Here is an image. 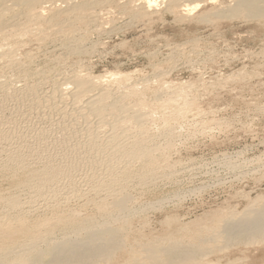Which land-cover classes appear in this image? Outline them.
I'll return each instance as SVG.
<instances>
[{
  "label": "rangeland",
  "instance_id": "1",
  "mask_svg": "<svg viewBox=\"0 0 264 264\" xmlns=\"http://www.w3.org/2000/svg\"><path fill=\"white\" fill-rule=\"evenodd\" d=\"M61 1L45 0L41 5L44 15L53 7L66 5ZM193 2L187 3L194 4ZM233 2L234 0H198L199 8L193 11L192 18L189 16L181 20L180 17L175 19V16L163 10L165 3L148 8L142 4V0H98L95 10H92L95 18L92 17V21L76 30L77 32L68 27L62 32H56L58 26L51 22L39 24L22 18L23 22L26 20V24L18 30L21 35L19 32L16 34V31L14 35L0 39V52L4 54L0 55V80L11 81L17 78L12 80V87L16 89L32 85L34 81L38 84L55 79L58 83L69 84L62 85L67 86L62 90L63 93L69 92V95L65 93L69 97L75 88L72 81L74 77L89 78L93 75L98 86L108 89L105 101L120 96L126 103L138 102L137 105L146 106L144 112L150 114L147 116L148 121L146 120L147 132L157 142L156 145L151 144L156 148L155 158L137 161L131 155L132 157H126L120 163L119 168L128 171L139 169V174L145 169L154 172L150 171L151 174L145 180L138 177L127 179V205L134 211L129 215L125 212V215L123 212L119 213L112 221H108L112 227L121 230V235L126 238V245L134 246L139 252L131 255V251L127 249L119 251L114 257V264H123L134 256L138 261L142 257L141 247H136L137 245L164 237L180 238L184 242L197 244L198 238L209 233L208 228L228 221L233 212V217H239L244 207H257L264 200V16L214 15L222 6ZM39 8L40 6L37 9ZM124 8L127 9L123 11ZM142 8L145 9L141 10ZM138 10L140 14L134 16L133 13ZM196 14H204L206 18L195 19L192 15ZM84 30L87 32L80 38V46L83 44L86 51L65 50L62 41L69 38L68 36L77 37ZM98 78L100 81H97ZM50 88V85H45L43 91L50 92ZM93 92L82 97H95L98 94L97 89ZM170 96L172 100L167 99ZM7 102L5 107L13 110L14 101ZM4 109L1 113L2 120L5 119L4 116L10 117L11 112L8 108L6 111ZM115 114L121 116L124 112L121 114L118 111ZM34 115H29L28 126L25 123L24 129H33L37 122H42V125L49 128L51 123L36 120L38 117ZM52 115L56 119H53V123H59L61 118ZM82 118L76 116L75 120H71L72 126L74 125L72 130H80L79 134L74 131L76 136L74 135L72 142L78 137L82 140L95 133L110 138L112 131L108 129V122L98 127L99 119L96 117H88L86 122ZM83 122L87 125L89 123V127L92 126V131H87V135L84 131L87 125ZM132 123L128 125L129 132L136 129V121ZM53 126L55 127L51 134L55 137L51 135V140H44L53 143L45 144L44 141L32 139L31 130L24 131L29 135L22 141L23 144L21 142L20 147H13L7 140L0 142V253L4 248L17 249L27 242L40 243L46 238L45 235L50 236L51 245L56 244L64 234L68 238L75 237V234L68 233L66 236L67 218L71 216V224L85 223L89 219L101 224L106 216L103 217L105 214L97 203L101 200L102 203L105 202L104 208L111 210L113 200L120 196V191L115 189L118 187L116 185L111 187L114 193L104 192L106 186L108 187L107 182L94 181L91 178L93 171L87 163L73 167L76 156L71 155L69 158L72 163L64 158L61 161L60 154L57 155L61 150V130L56 125ZM2 128L8 129L4 124ZM167 135L171 136L169 145L162 143ZM40 148H44L42 151L46 152H42ZM50 150L52 154L49 153ZM14 153H20L24 157L21 163L20 159L14 157ZM24 154H27L26 157ZM105 154L104 156L107 155ZM51 163L60 164L62 169L65 168V173L57 180L54 179L55 182L50 180L49 184L46 182L45 185H39L40 188L33 186L32 189L27 180L30 179L31 182L35 177L41 183L44 180L42 172ZM99 164H102L98 166L99 171H105L107 166L102 162ZM40 189L43 192H38ZM12 200L20 202L19 209L9 208L8 203ZM17 214L21 217V222L16 218ZM35 224H41L37 231L33 227ZM8 227L13 229L10 233H5ZM55 259V256L47 255L44 261L53 262ZM203 261L204 264H264V244L259 248L241 247L235 252L220 256L210 254L204 256Z\"/></svg>",
  "mask_w": 264,
  "mask_h": 264
},
{
  "label": "bare ground",
  "instance_id": "2",
  "mask_svg": "<svg viewBox=\"0 0 264 264\" xmlns=\"http://www.w3.org/2000/svg\"><path fill=\"white\" fill-rule=\"evenodd\" d=\"M44 1L45 0H0V39H6L7 36L14 35V33L16 31H17L16 34H18V32H19L18 30H21L22 25L25 26L24 23L26 20L27 21L33 20L35 23H39V24L51 22L52 24H55L58 26V27H56L57 28L56 32H59V31L62 32V30L66 29L65 27L71 28L73 30L75 29L74 31H76V30L78 31L80 28L84 27L83 25H86L87 23H89L92 17L95 18L94 17L95 14H93V11L95 10L94 7L98 3V0H63L66 3H64L63 1L60 0L61 2H63V4H66V5L65 6L61 5V7H53L51 9V11L49 10L50 12H48V14L44 15V11H42L43 6H41L42 3H44ZM142 1H143L142 4H144L145 7L147 6L148 8H153L156 6L158 7V5L160 3L161 4L165 3L163 10L165 12H167L168 14L170 13L171 15H173V17L175 16V19L180 17L181 20H182V18H186V17L189 18V16L191 17V14L193 13V11H195L198 7V0H142ZM188 1H192V2L197 1V3L193 2L194 4H192V3L188 4L187 3ZM208 2H210V1H208ZM127 3H128V1H127ZM54 4H56V3H54ZM215 4H213V5H215ZM127 5H129V4H127ZM39 6H40V8L37 9ZM140 6H143V5H140ZM126 9L124 8L123 11ZM144 9L142 8L141 10H144ZM46 10H48V8ZM132 10H134V9H132ZM148 11H149V9H148ZM142 12H144V11H142ZM144 13H143V15H144ZM150 13H151V11H150ZM134 14L139 15L140 14L139 10H138V12L133 13V15ZM240 14H244L245 16H249V17H263L264 16V0H234L233 4H230L228 6H222L219 10H217L214 13V15L219 16V17H224V16L225 17H232V16L235 17V16L240 15ZM192 16L195 19L199 18L201 20H204L206 18V15H204V14H199V16H198V14H196V15H192ZM22 18L23 19L26 18V20L23 22ZM89 26H90V24H89ZM86 27H88V26H86ZM28 28L29 27H27V29ZM74 31H72V32H74ZM85 31L86 30H84L83 33H80L79 36H77V37L76 36L75 37L74 36H68L69 38L66 37V40L63 38L64 40L62 41V44L64 47H66L65 50H72V51L80 52L83 49V51H86V48L82 47L83 44L80 46V41H81L80 38L84 37ZM65 33H66V31H65ZM19 35H21L20 32H19ZM72 35H74V34H72ZM91 46H93V45H91ZM1 52H0V55H4V54H2L3 52L2 53ZM76 52H75V54H76ZM6 59H8V58H6ZM10 62H12V61H10ZM11 64H13V63H11ZM20 64H19V66H20ZM15 66H17V65H15ZM11 68H13V66ZM59 76H61V75L59 74ZM92 76L89 78L84 77V76L83 77H81V76L80 77H74V79L72 78L73 79L72 81L75 84V88H74L75 90L73 89V91L69 97H67L65 95L66 92L63 93L64 90H62V89H65L64 87H67L66 85L68 83L64 82L61 84V83H58L59 81L57 82V80H55V79L50 80V81L47 80L46 82L41 81L42 83H38V84H35V81H34V83L32 85H26L24 88H21V89H16V88L12 87V82L17 78H15L14 80L11 79V81L8 79L7 80H5V79L0 80V142L3 140L4 141L7 140V142H9V144H11L13 147H14V145H15V147L21 145V142L25 141V139L29 135V134L26 135L27 132H26V134L24 132L26 130V129H24V125H25V123L27 125V122L29 120L27 118L29 117V115L35 114L34 116L37 115L36 117H38L36 120H41V121H43V123L48 122L51 124L48 126L49 128H47L46 126H44V124L43 125L41 124L42 122H40V123L37 122V125L36 126L34 125L35 127L32 126V127H34L33 129L32 128L29 129V130H31L30 131V137H32V139L35 138L39 142L44 141L46 139L51 140V138L53 137V133L51 134V132L54 130V127H55L53 125H56V127H58V129L61 130V136H60L61 142L59 143V145H61V150L59 151V153L57 152V155L60 154L59 158L60 159L64 158V159L69 160V158H71V155L76 156L77 160L74 162V164H72L73 167H79L81 164L87 163L91 167L90 169H92V171H93V173L91 174L92 175L91 178L94 181H96V182L100 181L101 182L104 180L105 182H107V184L106 183L105 184L108 185V187L107 186H106V188L104 187L105 188V191L103 190L104 192H106V193L111 192L113 190V189L111 190V187L113 185L118 186L115 189L120 191V196L117 195L118 197L116 196L117 198H115L112 202L113 205H112L111 210H109L110 208L109 209L104 208V207H106V205L104 204L105 202L102 203L100 200L97 203L99 205L100 209L103 210L104 213L103 212L102 213L105 214V215H103V217L106 216V218L104 217L105 219L102 221L101 224H96L93 219L92 220L89 219V221L87 220L85 223L79 222V223L71 224L70 221H72V220L70 218L71 216L69 215L70 217L66 219V224H67V228H68V231L66 232V236L68 233V235L69 234H75V237L68 238V237H65V234L63 233L64 236L60 240L57 239L58 241L56 240L57 241L56 244L54 243L53 245H51L50 240H49L50 236L45 235L46 238H43V239L41 238L42 240L40 243H34V242L28 243L27 242L26 245L23 244L22 246L17 247V249H15V248L6 249L3 247L5 250L3 249V251H1V253H0V264H114V257L116 255V253L119 251L122 252L123 250L127 249V251H131V255L132 254L134 255V254L139 252L135 249L134 246L128 247L126 245V242H125L126 238H124L123 235H121V233H120L121 230L118 231L119 228L117 229V228L112 227L110 225L111 222L109 223L108 221H110L115 216H118L119 213L123 212L124 215H125V213L129 215L130 212L134 211V209L129 208L127 205V202H128L127 198L129 197L126 193L127 191L125 192V190H126L125 187H126V184L128 182L127 179L128 178L132 179V178L138 177L140 180L141 179L145 180V178H147L148 175L151 174L150 173L151 170H149V169H145V170H143V173L139 174V172H140L139 169H137V170L134 169L132 171H128L124 168H121V169L119 168V167H121L120 163L122 161H125L126 157L128 158V156H131V155L134 156L137 159V161L141 160V159L143 161V159L145 160V158L146 159L147 158H153V157L155 158L156 148L153 145L157 142L147 132L148 124H147L146 120L148 118L147 116H149L150 114L149 113H148L149 115L145 114L144 108L146 106L144 107L141 104L137 105L138 102L136 104H134L133 102H131L132 104L130 102L126 103L122 100V98H120V96L119 97L118 96L113 97L111 99V101L110 100L105 101L104 98H106V96H107L106 91H108V89L106 90L103 86L102 87L98 86V82H97V84L95 82L96 78L93 76L95 78V81H94V78ZM98 79H97V81H100V79L99 80ZM68 80H70V79H68ZM63 84H66V85L62 86ZM70 84H72V83H70ZM45 85L51 86L50 92L49 91H47V92L43 91V87ZM117 86H116V89H117ZM96 89H97L98 94H96L95 97H92V96H88L87 98L82 97V95H86L87 93L90 94V92H93ZM66 94L69 95L70 93L67 92ZM114 94H116V93H114ZM171 98L172 97L170 96L167 99H171ZM126 100H127V98H126ZM7 101H9V103H10V101H12V102L14 101L15 105H14V108H12L13 110H10L9 107H5L6 103H8ZM156 101H158V100H156ZM173 101H175V98ZM108 103H109V105L111 103L112 107H110L111 105L108 106ZM139 103H141V102H139ZM10 105L11 104H8V106H10ZM4 108L5 109L8 108L9 111H11L10 115H9L10 117H5V116L3 117L5 119L6 118L9 119L7 121L4 119L5 122H4V120H2V117H1V113H2V110ZM77 111H78V113H77ZM118 111L121 114H122V112H124V114L121 116H116L115 113H117ZM52 114L58 115L59 118H61L59 123L58 122L55 124L53 123L56 121V119L53 117ZM74 115H75V117L77 116V118L83 117L82 121H85V122H86V120H88V117L89 118L90 117H93V118L96 117L97 119H99L98 127L103 126L102 124L104 122H108L110 124V128H108V129H110L109 131H112L110 138L108 139V137H106L107 138L106 139V138L101 137L100 135L95 133V135H92L90 137L88 136V138H85L82 140L79 139V137L77 136L78 139L75 137L77 140H74L75 142H72L74 139L73 137L75 135L74 131L76 132V130H77V129L72 130V128H71L74 126V125L72 126V122H71V120H75ZM53 119H55V121H53ZM89 120H91V119H89ZM135 121H136V129L129 132L130 126H128V125H130V123H132V122L134 123ZM85 122H83V123H85ZM77 123H76V125H77ZM89 123H88V125L85 123L87 125V127L84 128L86 135L89 133V132L87 133V131H92L91 130L92 128H90L92 126L89 127ZM3 124L7 125V128H8V129L6 128L7 130H4V128H2ZM60 124L62 126H60ZM94 124H96V123H94ZM52 126H53V129H52ZM134 128H135V126H134ZM166 128H167V126H166ZM93 129H94V127H93ZM84 131H83L82 136L84 135ZM54 132H56V131H54ZM79 132H80V130H79ZM79 132L77 134H79ZM165 132H166V130H165ZM58 133H60V131H58ZM58 133H57V135H58ZM170 134H172V133L170 132ZM51 135H52V137H51ZM82 136H80V138H82ZM124 138H126V140H124ZM32 139H30V140H32ZM165 139L166 140H164V141L162 140V143L165 145H169L171 143V136L167 135V136H165ZM121 140H124V141L122 142ZM52 141H53V139H52ZM7 142H6V144H7ZM44 142H42V143H44ZM47 142H45V144ZM49 142L53 143L51 141H49ZM49 142L47 144H49ZM23 143L24 142H22V144ZM28 143H27V145H28ZM6 144H5V146H6ZM25 144H26V142H25ZM56 144H58V143H56ZM151 144H153V145H151ZM52 145L54 147V144H51V146ZM13 147H10V148L13 149ZM24 147H26V146H23V148ZM42 147H44V146H42ZM27 148H28V146H27ZM44 148H42V149H44ZM59 148H60V146H59ZM42 149H41V151H42ZM166 149H167V147H166ZM46 150L45 151L43 150V151L46 152ZM51 150L49 151L50 154H52ZM14 151L15 150H13V152ZM21 153H22V151H21ZM54 153H56V152H54ZM39 154H41V153L39 152ZM104 154L106 156H104ZM24 155L26 157L27 154H24ZM31 155L33 156L32 153H31ZM54 156H55V154H54ZM14 157H17L18 159H20V163H21V161H23V158H24L20 155V153H14ZM12 158H13V156H12ZM73 158L75 159V157H73ZM60 159H58V162L60 161ZM74 159H72V160H74ZM25 160H26V158H25ZM55 161H56V158H55ZM55 161L53 163H55ZM61 161H63V160L61 159ZM69 161L71 162V160H69ZM148 161H149V159H148ZM4 162H2V163H4ZM101 162L107 166L105 171H99L100 169L98 168V166L102 165V164H99ZM151 162L152 161H150V163ZM15 164H16V161H15ZM67 164H69V163H67ZM62 165L63 164L61 162V166ZM147 165H148V163H147ZM151 165H154V164H151ZM61 166L58 163H57V165H54V164L50 165L49 164L48 169L45 167L47 169L46 171L42 170L43 171L42 174L44 176V178H43L44 182L42 181L40 183L39 182L40 179L38 180V178L34 177V179H32L31 182H30V179L27 180V181H29L28 184L31 183L30 187H32V189H33V186L39 187V185H43V183L45 185L46 182L48 183L50 180H54V179L57 180L60 177V175H63L65 173V168L62 169ZM63 167H65V166H63ZM152 167H151V169H152ZM23 168H24V166H23ZM70 168H72V167H70ZM151 172H154V171H151ZM17 173H19V172H17ZM42 174H41V176H42ZM21 178H23V177H21ZM54 182H55V180H54ZM98 185H100V184H98ZM100 187H101V185H100ZM72 188H73V186H72ZM44 189H46V188L44 187ZM41 190L42 189L38 190V192ZM41 192H43V191H41ZM112 193H114V192L112 191ZM38 194H40V193H38ZM73 194H74V192H73ZM115 194H116V192H115ZM129 195H131V194H129ZM131 196H130V198H131ZM35 197H36V195H35ZM256 199H258V198H256ZM45 200H46V198H45ZM131 200H133V199H131ZM255 201H257V200H255ZM92 203H93V201H92ZM8 204H9L8 205L9 208L16 209V210L19 209L21 206V204L18 200H14V201L12 200V202H9ZM49 204H46V205H49ZM48 208H50V207H48ZM244 208H245L244 211L242 210L243 212L239 215V217H236V216L233 217V215H235L233 212L230 216L231 218L229 220L227 219L228 221H225L221 224H217L215 227L213 226L212 228H208V230H209L208 232L210 234L207 233V235H203L200 238H198L197 244L184 242V241L180 240V238L178 239L175 237L174 238L173 237H164L160 240L150 241V242H146V243H142L140 245H137L136 247H139V246L141 247L140 254H141L142 258L139 259L136 256L139 259L138 261H136L137 259L135 260V256H134V258H132V259H130V258L127 259L125 262H123V264H204L203 257L204 256L206 257L207 255H210V254H215L216 256H220V255H223L224 253L226 254L227 252H230V253L235 252L236 250L241 249V247H244L245 249L259 248L261 245L264 244V200H262L261 205L259 202V205L257 207H253L252 205H250V206L244 207ZM236 213H238V212H236ZM16 218H18L19 222H21L20 221L21 217L18 214L16 215ZM60 219H62V218H60ZM64 219H62V220H64ZM116 219H115V222H116ZM57 220H59V219H57ZM99 220H101V219H99ZM38 222H40V221H38ZM23 224H24V222H23ZM56 224H57V222H56ZM40 225L41 224H37V225L35 224V226H33V227H35L34 230H36L37 228L40 229ZM24 227H26V225ZM6 229L8 231H6L5 233H10L13 228L8 227ZM39 229H38V231H39ZM49 234H50V232H49ZM72 236H74V235H72ZM51 237H52V235H51ZM48 243H49V245H48ZM42 245L45 247H43ZM1 247L2 246H0V248ZM6 247H7V245H6ZM47 255H50V257H51V255L55 256L56 257L55 261H53V262L44 261V259L46 258ZM131 257H133V256H131ZM116 263H117V261H116Z\"/></svg>",
  "mask_w": 264,
  "mask_h": 264
}]
</instances>
